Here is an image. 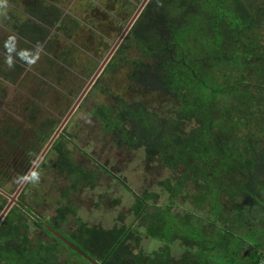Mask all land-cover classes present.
I'll list each match as a JSON object with an SVG mask.
<instances>
[{
  "label": "trees",
  "instance_id": "obj_1",
  "mask_svg": "<svg viewBox=\"0 0 264 264\" xmlns=\"http://www.w3.org/2000/svg\"><path fill=\"white\" fill-rule=\"evenodd\" d=\"M110 3L116 7L110 13L119 8L128 17L130 0ZM21 4L19 16L10 9L7 17L0 18L12 24L5 23L0 34V91L3 85H15L36 55H42L49 68L55 63L63 72L72 70L75 53L82 52L88 62L85 71L92 69L89 46L78 45L83 52L74 43L58 42L60 35L73 39L78 20L60 17V10L45 0H21ZM112 18L114 31H120L118 14ZM50 27L55 29L48 36ZM126 38L138 55L128 61L131 97L117 98L112 106L96 105L90 114L115 147L143 149L147 163L157 162L173 172V179L159 182L167 193L164 205L158 204V192L144 190L131 206L145 235L162 245L149 255L135 253L132 243L140 242L136 227L121 222L104 228L77 216L68 202L71 191L93 189L98 174L74 160L66 147L70 139L63 136L51 147L55 158L50 172L66 177L70 184L45 223L100 264H209L212 258L221 264H260L264 244L258 237L254 235L252 245L242 252L243 237L230 230L247 226L245 202L246 197L254 198L251 176L256 174L264 136V0H149ZM115 59L118 64L119 57L112 56L106 65L111 70ZM45 76L39 77L34 97L26 98L17 114L33 125L31 140L23 142L20 128L0 123V188L10 179L19 182L56 128L51 118L40 116V98L50 91L42 88L49 84ZM153 94L171 104L163 115L145 101L134 100L138 95L150 102ZM13 107L15 113L17 106ZM44 166L42 161L39 167ZM180 199H188L192 209L175 214L172 210ZM3 200L0 194V208ZM203 209L213 217L207 225L197 213ZM259 211L252 205V212ZM226 213L232 214L230 221ZM69 216L74 224L65 230ZM215 219L230 222V227L216 231ZM30 227L34 228L26 215L16 208L9 211L0 226V264H90L47 229L43 231L51 241L31 236ZM176 242L185 252L177 260L170 254Z\"/></svg>",
  "mask_w": 264,
  "mask_h": 264
},
{
  "label": "rangeland",
  "instance_id": "obj_2",
  "mask_svg": "<svg viewBox=\"0 0 264 264\" xmlns=\"http://www.w3.org/2000/svg\"><path fill=\"white\" fill-rule=\"evenodd\" d=\"M45 1L60 10V17L65 12L68 16L80 22L79 29L72 41L80 46H89L92 49V54L87 52V55L90 57L93 55L94 63L90 64L92 69L88 72L85 71L84 67L88 63L85 62L86 57L82 52L77 53L75 55L76 64L72 65V70L65 69L62 72L57 64L54 63L49 68V66H46L47 63L42 55H36L34 62L25 67L15 85L2 86L3 90L0 91L2 93L0 94V123L23 130L24 133L21 138L24 141L29 138L31 128L24 124L14 125L15 123L21 124L20 121L23 120L24 116L17 115L19 108L25 105L26 98L34 97L33 87L35 89L40 83L39 77L42 78V75H44V78H46L45 75L50 76L47 80L49 82L48 86L42 87L44 89L48 87L50 91L40 98L43 104L40 116H42V119L51 118L57 127L139 5V2L133 1L134 4L131 6L127 17L124 10L117 9V13H110L109 10H106V7L111 5L112 0ZM21 8V0H12L11 2L10 0H0V18L7 17V12L10 9H12V12L14 11V16H19ZM116 14L122 21V28L118 32L114 31L116 24L112 18L116 17ZM8 21L10 20H0V34L5 23L6 26H12ZM76 36L78 37L77 40H75ZM100 36H105L106 39L102 41ZM59 41L62 40L59 38ZM60 44L64 46V43ZM38 51L41 52V49H38ZM137 56V50L131 40L124 36L113 54V57H119L118 64H115L117 59L112 62L116 66L115 69L111 70L109 66L103 68L94 84L62 127L61 134L71 139L72 143H69L67 148L72 152L74 160L98 174L96 186L93 189L80 187L79 192L71 191L69 203L76 209L77 216L89 225H100L104 228H110L121 222L136 227L140 242L139 245L132 243L133 251L135 253L140 251L144 255H149L158 250L162 242L145 235L144 227L140 225L138 218H134L131 206L134 204L136 196H139L144 190L158 192L161 195L158 204L164 205L167 193L160 187L159 182L166 178L173 179V172L157 162L147 163L143 149L129 150L124 147H115L109 135L99 132V122L90 114V110L96 105L104 103L112 106L117 98L129 99L131 97L130 90L127 87L128 61ZM120 58H124L125 61H120ZM43 66L44 71H39ZM75 69L82 71L83 74L76 75ZM46 71L47 73H45ZM50 71L51 75L49 74ZM36 75L38 78H35ZM134 97L135 101H145L152 110H157L161 115L170 109L171 104H164L165 102L161 100L163 97H156L153 94L154 99L155 97L157 99L156 102H154V99V101L150 99V102H148L138 95ZM14 105L17 106L15 113L12 111ZM51 111L56 119L50 116ZM189 127L188 125L186 129ZM84 157L90 159V161ZM54 158L55 154L50 151L44 155L43 162H45V166L36 169L29 187L25 190L26 201L30 204V207L46 218L52 216L53 210L58 206L57 199L60 197L61 191L68 188L66 177L50 172L52 169L50 164ZM255 170L256 174L251 176L255 182H252L250 186L251 192H254V198H257L259 203H256L253 197H246V201H249H244L245 204H248L246 210L247 226L243 228L233 227L230 230L243 237L244 240L240 241V244L244 246L242 252H245L252 245L249 241L254 238V235L264 244V136L259 145L258 164ZM258 185L261 187H257ZM115 200L117 202L113 203ZM250 204L253 206L255 204L261 212H252V205ZM187 209H192L189 200L180 199L172 212L181 214ZM197 213L203 218L202 223L204 225H207L208 221H213L212 214L206 212V209ZM226 216L227 221H230L232 214L226 213ZM215 223L216 231L223 227H230V222L223 224L219 219H215ZM73 224L74 217L69 216L67 224L63 228L67 230V226ZM29 229L31 236L38 235L48 239L39 230L33 227ZM214 253L216 254L215 251ZM170 254L173 259L177 260L185 255V252L176 242L170 247ZM210 261L221 264L213 258ZM212 262L209 264H215Z\"/></svg>",
  "mask_w": 264,
  "mask_h": 264
},
{
  "label": "flooded vegetation",
  "instance_id": "obj_3",
  "mask_svg": "<svg viewBox=\"0 0 264 264\" xmlns=\"http://www.w3.org/2000/svg\"><path fill=\"white\" fill-rule=\"evenodd\" d=\"M131 1V3H132V5L134 4V2L133 1H135V2H139V5H140V3H141V1L142 0H130ZM149 2V0L146 2V4H145V6L147 5V3ZM138 5V6H139ZM145 6L143 7V9L145 8ZM124 7V6H123ZM111 8H116L115 6H111V5H108L107 7H106V10H109L110 11V9ZM131 8V7H130ZM138 8V7H137ZM137 8H136V10H137ZM119 9V8H118ZM143 9H142V11H143ZM120 10V9H119ZM135 10V11H136ZM120 11H122V10H120ZM125 11V10H124ZM141 11V12H142ZM141 12H140V14H141ZM139 14V15H140ZM65 15H67L65 12L63 13V16H65ZM133 15V14H132ZM139 17V16H138ZM137 17V18H138ZM137 20V19H136ZM121 23H122V21H121ZM91 28V27H90ZM54 29H55V27H50L49 28V34H48V36H50L53 32H54ZM48 38V37H47ZM47 38L45 39V40H47ZM77 36H76V38H75V40H77ZM60 39L62 40V41H58L59 43H62V42H68V43H73V41H72V39H67L66 37H64L63 35H60ZM74 45H75V47H76V49L77 50H79V51H83L84 52V50H83V48H81V47H79L78 45L79 44H76V43H74ZM77 53H75V55H76ZM76 70V75H79V74H83V73H78V69H75ZM39 71H41V70H39ZM45 73H47V71L45 72ZM41 74V73H40ZM49 74L51 75L52 73H51V71L49 72ZM75 75V76H76ZM49 78H50V76H49ZM98 78V77H97ZM94 84V83H93ZM59 85V84H58ZM41 106H43V104L41 103ZM44 106H45V104H44ZM51 110V109H50ZM52 112V111H51ZM23 120L22 121H20V123L21 124H16L15 123V125L14 126H20V125H26V126H28L29 128H31L30 129V131H32V127H33V125H31L30 123H29V121L27 120V118H22ZM41 118H39V119H37V120H40ZM40 123H42V121L40 122ZM60 124V123H59ZM58 127V126H57ZM56 127V128H57ZM56 128L53 130V132L51 133V135L48 137V139H47V141L42 145V147H40V151H39V153L43 150V148L46 146V144L48 143V141H49V139H50V137L52 136V134L54 133V131L56 130ZM23 131V130H22ZM24 132H21V134H20V140H22L23 142H29L30 140H31V136H30V134H29V138L28 139H26L25 141L21 138V136H22V134H23ZM64 137V138H66V139H69L68 137H66L65 135H63V134H61V132L58 134V136L55 138V140L57 139V138H59V137ZM54 140V141H55ZM54 143V142H53ZM53 143L51 144V146L49 147V149L47 150V152H46V154L51 150V147H52V145H53ZM70 143H72V141H71V139H70ZM67 145L68 144H66V147H67ZM17 146H19V144H17ZM69 149V148H68ZM70 150V149H69ZM25 151H26V149H24L23 148V154L24 155H26L27 156V154L25 153ZM19 152V150L17 151V153ZM71 152V151H70ZM19 153H21V152H19ZM38 153V154H39ZM54 153V152H53ZM72 153V152H71ZM37 154V155H38ZM55 154V153H54ZM36 155V157H35V159H34V161H33V163L31 164V166L29 167V169L27 170V172L25 173V175L19 180V182H17L16 184H14L13 183V181L10 179L9 181H7V182H5L4 184H3V186H1L2 188H0V194L4 197V200H3V202H2V206H1V211H0V214L2 213V211L6 208V206L10 203V198L11 197H13L14 195H15V193H16V191H18V188L20 187V185H21V183L23 182V179H24V177L26 176V174L28 173V171L30 170V168L33 166V164H34V162L36 161V159H37V156ZM73 155V154H72ZM86 160H89V159H87L86 157H84ZM43 159H44V157L41 159V161L39 162V164L35 167V169H34V171L32 172V174L30 175V177L28 178V180L26 181V183L24 184V186L17 192V194H16V196H15V198H14V201L12 202V204L10 205V207L8 208V210H7V212H6V214L4 215V217H3V219H2V221L0 222V226H1V224H2V222H3V220L5 219V217L7 216V214L9 213V211L11 210V209H13V208H16L18 211H20L22 214H24V215H26V219L28 220V222H30L33 226H34V228L36 229V230H39V232L40 233H42L43 235H45L48 239L47 240H50L51 241V238L48 236V235H46V233L43 231V228H45L46 229V226L45 225H47L46 223H45V221H47V220H50V218L52 217V216H50L49 218H46L45 216H42L41 214H38V213H36V211L34 210V209H32L31 207H30V204L26 201V197H25V190L28 188V186H27V184H28V181H30L31 179H32V177L34 176L33 175V173L36 171V169L39 167V165H40V163L43 161ZM69 181H68V186H69ZM62 192V191H61ZM69 199L70 198H68V202H69ZM1 200H2V198H1ZM58 201H62V198H61V195H60V197L57 199V202ZM3 204H5V205H3ZM58 204V203H57ZM57 208V207H56ZM55 208V209H56ZM54 212H53V214L52 215H54L55 214V210H53ZM48 226V225H47ZM66 233L68 234V231H66ZM29 234V233H28ZM35 236H37V235H35Z\"/></svg>",
  "mask_w": 264,
  "mask_h": 264
},
{
  "label": "water",
  "instance_id": "obj_4",
  "mask_svg": "<svg viewBox=\"0 0 264 264\" xmlns=\"http://www.w3.org/2000/svg\"><path fill=\"white\" fill-rule=\"evenodd\" d=\"M147 1L148 0H142L141 1V3L138 6L137 10L133 13V15L131 16V18L129 19V21L126 23L124 29L121 31V33L119 34L118 38L116 39V41L114 42V44L112 45V47L110 48V50L107 52V54L105 55V57L103 58V60L99 64V66L96 68V70L94 71V73L92 74V76L90 77V79L87 81L86 85L84 86V88L82 89V91L80 92V94L78 95V97L75 99L73 105L71 106V108L69 109V111L67 112V114L64 116V118L62 119V121L60 122V124L58 125V127L56 128V130L54 131V133L52 134V136L50 137V139H49L48 143L46 144V146L39 153V155H38L36 161L34 162L33 166L30 168V170L28 171V173L24 177L23 182L21 183L20 187L18 188V191L24 186V184L26 183V181L28 180V178L30 177V175L32 174V172L34 171L35 167L39 164V162L44 157V155L46 154V152L49 149V147L51 146V144L54 142L55 138L61 132L62 127L64 126V124L66 123V121L68 120V118L71 116V114L73 113V111L77 108V106L79 105V103L81 102V100L83 99V97L85 96V94L87 93V91L90 89V87L93 85V83L95 82V80L97 79V77L100 75V73L103 70V68L107 65V63L109 62V60L113 56L114 52L118 48L119 43L124 38V36L127 35L128 31L130 30V28L132 27V25L136 21L137 17L139 16L140 12L142 11V9L145 6V4H146ZM18 191H16L15 195L10 198V200H11L10 203L6 206V208L0 214V222L2 221V219H3L4 215L6 214L8 208L10 207V205L12 204V202L14 201V198H15V196H16V194H17ZM45 226H46V229L51 234H53L56 238H58L59 240H61L63 242V244H65L71 250H73L74 252H76L84 260L88 261L90 264H100L97 261L93 260L88 254H86L85 252H83L77 246H75L74 244H72L68 239H66L63 235H61L60 233H58L52 227L47 226V225H45Z\"/></svg>",
  "mask_w": 264,
  "mask_h": 264
},
{
  "label": "built area",
  "instance_id": "obj_5",
  "mask_svg": "<svg viewBox=\"0 0 264 264\" xmlns=\"http://www.w3.org/2000/svg\"><path fill=\"white\" fill-rule=\"evenodd\" d=\"M264 263V254L262 256V260L260 261V264H263Z\"/></svg>",
  "mask_w": 264,
  "mask_h": 264
},
{
  "label": "clouds",
  "instance_id": "obj_6",
  "mask_svg": "<svg viewBox=\"0 0 264 264\" xmlns=\"http://www.w3.org/2000/svg\"><path fill=\"white\" fill-rule=\"evenodd\" d=\"M10 39H11V38H10ZM6 46H7V45H6ZM32 62H34V60H30V61H29V63H32ZM9 63H10V61H9Z\"/></svg>",
  "mask_w": 264,
  "mask_h": 264
}]
</instances>
